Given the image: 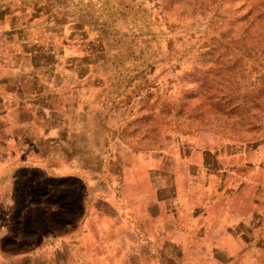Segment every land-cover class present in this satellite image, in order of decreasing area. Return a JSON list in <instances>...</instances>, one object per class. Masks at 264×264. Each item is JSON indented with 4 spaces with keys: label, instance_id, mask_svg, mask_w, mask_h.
<instances>
[{
    "label": "rangeland",
    "instance_id": "rangeland-1",
    "mask_svg": "<svg viewBox=\"0 0 264 264\" xmlns=\"http://www.w3.org/2000/svg\"><path fill=\"white\" fill-rule=\"evenodd\" d=\"M233 127L264 139V0H0V264H127L128 180Z\"/></svg>",
    "mask_w": 264,
    "mask_h": 264
},
{
    "label": "crops",
    "instance_id": "crops-1",
    "mask_svg": "<svg viewBox=\"0 0 264 264\" xmlns=\"http://www.w3.org/2000/svg\"><path fill=\"white\" fill-rule=\"evenodd\" d=\"M184 143L161 154L157 170L128 180L144 209L140 227L128 207L129 232L141 238L127 241L126 263L264 264V139L233 127L201 130ZM104 259L98 264L123 263Z\"/></svg>",
    "mask_w": 264,
    "mask_h": 264
}]
</instances>
